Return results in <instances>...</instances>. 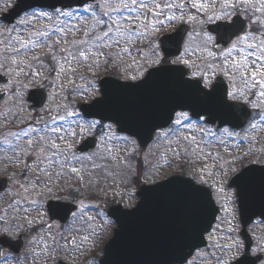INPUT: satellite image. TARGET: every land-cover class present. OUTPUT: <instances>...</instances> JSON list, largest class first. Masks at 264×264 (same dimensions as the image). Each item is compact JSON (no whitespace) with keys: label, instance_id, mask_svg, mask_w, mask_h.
I'll return each instance as SVG.
<instances>
[{"label":"snow or ice","instance_id":"6c2138e0","mask_svg":"<svg viewBox=\"0 0 264 264\" xmlns=\"http://www.w3.org/2000/svg\"><path fill=\"white\" fill-rule=\"evenodd\" d=\"M217 0H191V8L195 9V14L187 15L185 20V3L176 0H119L118 4H111L110 0H103L102 3L92 5L90 4L84 9L85 12L91 11L92 20L94 23L90 30L84 31V37L80 40L69 41V34L73 31H80L75 25L60 26V17H73V11H64L60 8H55L50 15L47 12H40V17H45L49 21H52L53 26L45 28L44 30L35 29L27 33L26 37H22L19 34L12 35L13 29L8 33L9 39L7 41H0L3 48L0 49V67L8 66L11 74L15 75L17 79L9 83L12 84V89L6 90L13 91V95L19 97L21 92L16 90L23 88V85L19 83L20 74L25 71H30L32 75L38 76L40 72L37 68H45L44 60L40 56H31L32 63L26 60V57L30 53L40 47L47 48L46 56L50 57L53 61V66L49 69L54 72L57 78L62 76H68L70 73H75L76 68L81 64L86 65L89 70L99 68L101 63H107L111 57V53L108 49H117L118 55L131 56V45L135 44L140 38H146L150 33L158 32L161 27L164 26L165 20L168 22L182 21L191 26L190 39L193 36L199 35L200 31H203L202 26L206 23L204 19H198L197 16L204 14L207 16V21H231L225 23L219 27L224 29V32H218L220 40L225 41V46L219 48V56L213 51L207 48L209 44L218 43L215 38L204 32L201 37L204 49L207 51L209 57H212L216 61H222L221 71L228 76L233 84H239V87H235L233 91L228 92V96L233 100H240L244 105H250L257 115L252 116V113L245 109V118L252 117L250 128L255 130L258 126L264 124V19H261L257 14H264V0H220L219 9L216 8ZM95 9H99L98 13ZM128 13L124 15L123 13ZM171 13L165 15V13ZM112 13H120L121 15L113 17ZM135 13V15H131ZM243 13L249 20L250 24L245 25L242 22H237ZM251 13L249 16L248 14ZM164 17L161 19L160 17ZM235 16V20L233 17ZM107 18V19H105ZM21 24L30 23V21H20ZM252 24L258 25L257 29L251 28ZM98 29V31H97ZM142 30V31H141ZM225 34L228 35V39L225 40ZM55 36V39H53ZM35 37V39H33ZM236 39L233 40L232 38ZM49 41H51L49 43ZM58 45H63L59 46ZM152 56L156 57L150 61L151 64H160L161 60L158 56L157 46L149 45ZM139 51V50H137ZM188 49L185 48V52ZM146 63L149 62L147 56L143 57ZM172 64H184L189 69L192 65L187 59L172 60ZM131 67V65H130ZM206 71L200 73H191L188 75L189 80H184L185 72L181 68H165L174 69L178 79L184 84L189 85L203 92L205 95H211V92L205 91L208 88L210 78L208 72L215 74L216 68L212 65H206ZM160 70V69H156ZM153 75V72H148L147 77L141 80L137 84H125L127 87L137 88L147 82V79ZM140 77H144V72H139ZM83 79V76L80 77ZM136 81L138 76L126 77ZM191 81H194L192 83ZM70 84H75V81L69 77ZM89 86H92L93 82H88ZM54 88H60L64 90L63 84H53ZM83 94L85 91L84 85H79ZM75 90V89H73ZM255 90V91H254ZM251 94L255 96V100L248 98ZM53 98H59L67 100L66 96L61 97L59 93L54 92ZM2 99V97H0ZM63 112L62 115H54V113ZM79 118V119H75ZM190 117L186 112L175 113V118L169 117V122L172 127H168L166 130H157L156 140L159 143L162 140L169 142V151L172 152L176 158H188L195 157L197 160H207L211 158L213 164L220 158L218 154H214L211 151L205 152V148L209 145L204 142V137L214 136L215 134L208 129L199 128L197 131L201 134L200 139L196 134H193L192 125L186 124ZM203 117H201V120ZM57 121L68 123L71 131L64 127V123L57 126ZM82 117L75 109L70 108L67 104H57L54 108L49 109L47 121L45 117H38L36 121L28 124L25 128L18 131H12L13 136L17 141L22 137L24 140L23 146L19 144L13 145L11 140L4 139L0 141L9 146L11 156L5 157V163L15 164L22 166L24 171L18 176L16 173H12L9 177L10 181L15 185L17 191L15 193H9L7 199L9 201L7 210H0V234L12 235L14 233V227L19 228L21 225L17 222L23 220L26 224L32 225L33 220L27 219L30 212H39L43 207V203L40 200V195L52 193V186L50 181L54 178L56 180L67 179L70 176H75L81 182L83 186L85 183V175L89 177L87 184L92 186L94 181L92 180V171L89 170L85 164L86 161H91V169H106V164H98L95 162L99 160H117L118 157L113 154L114 149L106 147L104 152L106 155H98L93 153L91 156H78L73 151L71 143H68L69 137H76L77 135H86L92 129L98 126L101 129L106 128L110 132L112 125H100L99 121H89L86 124L81 122ZM50 122V123H49ZM43 124V127H37V124ZM181 129H186L188 134H185ZM105 133L106 143L114 138V134L109 135ZM223 135L232 136L233 133L228 129H223ZM218 139L220 144H224V140ZM245 140H252L247 134L244 136ZM126 144H131V152L127 153L131 155L136 151V142L129 140L127 137H123ZM175 143V147L172 144ZM63 144V146H61ZM34 145H39V148L33 153ZM35 155V160L32 164H28L22 157H29ZM248 153H245V156ZM239 157L234 158L233 161H225L224 164H219L218 171L221 173H227L228 168ZM129 172H134L131 165H128L125 161H120ZM75 165H80L76 167ZM171 167V163H168ZM186 165H180L184 167ZM235 171V169H231ZM201 169V172H204ZM23 177L21 179L20 177ZM181 180L186 188L196 195L197 197H206L207 193L203 187H197L192 182V178L184 179L180 176L174 177L172 180ZM239 179V177H237ZM98 183V182H97ZM199 183L201 185H209V181L200 177ZM219 184L220 186H217ZM223 181H214L210 187L214 188L217 194H223L225 189L222 186ZM7 188V184H0V192ZM63 189H61L62 191ZM36 193L35 196L32 194ZM80 194L79 188H73L69 192V196H72L73 203L76 205L74 209H69L71 215V222L67 228L63 226H56L55 230L52 224H45L47 229V236H40L35 239L34 242L41 247L39 253L40 256L51 257L53 253H57L62 249L64 251L79 250L77 249V239L75 236L70 235L74 226L79 224V227L75 228L77 233H83L80 240V247L87 244L96 234L97 229H102L103 225H95V217L88 214L89 209L95 210L98 206L83 204L82 201H76L75 197ZM19 199H16V197ZM230 199V198H229ZM97 216L103 215L102 212L96 211ZM62 220H68V214L61 217ZM40 219H37L36 223H40ZM229 225L231 221L228 222ZM229 232L232 228L229 227ZM202 238V236H201ZM7 244L8 247L14 248L9 241H0V256L4 258V264H8V261L14 260L15 264H20L18 256H14L12 253L6 251L3 245ZM220 248L221 251L230 252L233 248L239 247V241H234L231 244H225L223 246L214 245ZM264 249V245H260ZM214 255V254H213ZM216 264H224L223 257H215ZM187 261V257L184 258Z\"/></svg>","mask_w":264,"mask_h":264},{"label":"rangeland","instance_id":"374dc122","mask_svg":"<svg viewBox=\"0 0 264 264\" xmlns=\"http://www.w3.org/2000/svg\"><path fill=\"white\" fill-rule=\"evenodd\" d=\"M13 2V0H0V12L6 10L7 7ZM83 17L86 19L85 21H71V23L66 22L65 25H75L80 31H73L69 34V41H72L74 38L80 40L84 37V31L90 30L94 21L92 20L91 11L85 12L84 10L81 12ZM61 19H65L66 17H60ZM72 20H77L74 15L71 17ZM21 21H30V23L19 24L15 31L12 32V35L19 34L22 37H26L28 32H31L35 29L44 30L45 28L52 27V21H49L45 17H40L38 15L30 14L23 18ZM61 26V25H60ZM13 28L7 27L0 23V41H7L9 39L8 33L12 31ZM98 31V29H97ZM35 39V37H33ZM55 39V36H53ZM51 41H49L50 43ZM63 46V45H58ZM3 48V45L0 44V49ZM47 48L40 47L30 53L26 60L29 63H32L31 56H40L41 59L44 60L45 68H37V71L40 72V75L34 76L30 71H25L20 74L19 82L23 85V87H43L46 88L49 93V100L47 103L46 109L54 108L57 104H67L70 108H76V102L78 100H90L95 94L100 95L99 89V80L102 77L106 76V63L102 62L99 68H94L89 70V68L81 64L79 66H74L76 68L75 73H70L68 76H62L61 78H57L56 74L49 69L53 66V61L50 57L46 56ZM2 59V56H0ZM110 61V58L108 59ZM108 61V63H109ZM83 76V79L80 77ZM69 77L75 81V84H70ZM17 79V77L15 76ZM92 81V86H89L88 82ZM63 84L64 90L60 88H54L53 84ZM84 85L85 91L81 94V89L77 86ZM75 89V90H73ZM57 92L61 97L66 96L67 100H62L59 98H53V93ZM45 109V111H46ZM37 112H31L27 107L22 109L21 104H15L10 102L5 105L2 111H0V129L5 133L1 137V140L8 139L11 140L13 145L19 144L23 146L24 140L26 138H21L17 141L13 136H11L12 131H18L19 129L25 128L28 124L33 123L35 115ZM58 115L64 114L63 112L57 113ZM189 116V115H188ZM79 119V118H75ZM89 121H97V120H83L81 122L87 123ZM191 121V122H190ZM64 123L57 121V126L59 124ZM100 125H108V123H101ZM186 124L192 125L193 134L197 135V138L200 139L201 134L197 131L199 128H205L213 132L214 136H206L204 137V142L209 146L204 150L205 152L211 151L214 154H218L220 157L215 164H213L211 158L205 160H197L195 157L188 158H176L173 156L172 152L169 151V142L167 140H162L157 143L156 136L155 140L149 145L146 150L140 149L138 144L136 143V151L131 155L127 153L131 152L132 145L126 144L123 140V137L116 136L115 128L112 125L110 132L106 128L101 129L99 126L95 129H92L86 135H77L76 137H69L68 143H71L73 151L75 145L80 143L85 137L92 135L96 131L100 135L101 144L99 150L96 152L98 155H106L104 149L106 147L113 148V154L118 157L117 160H99L96 159L95 162L98 164H106V169H91V161H86L85 164L88 166L89 170L92 171V180L94 183L92 186H88L87 181L89 177L85 175V183L82 186L81 182L76 179V177L70 176L67 179L56 180L55 178L50 181L52 186V193L49 195L44 193L40 195V200L43 203V207L39 212H30L27 219L33 220L34 223L32 225H28V229L35 228L37 232L38 239L40 236H47V229L44 227L48 220L47 209H46V199L50 197L51 199H61V200H72L73 197L66 195L63 197V192H69L73 188H79L80 194L75 197L76 201H82L83 204L88 205H96L98 206L95 210L89 209L88 214L95 217V225H103L102 229H97V234L87 242V244L80 247V240L82 238L83 233H77L75 231L76 227H79V224L74 226L73 231L70 235H73L77 239V250L72 251H64L63 249L57 253H53L51 257L40 256L39 253L41 251L42 246H38L35 242H32L28 247L30 253L26 254L24 258L20 260V264H58L59 259H63L67 261L69 264H81L82 262H88L87 264H99L98 259L102 257L103 246L107 241L108 237H111V228L114 226V222L107 217V209L110 206V203H119L124 207L131 208L138 201L136 197V192L138 187L134 184V176L136 174L137 169H139L138 165L140 164V175L138 177L139 183L143 184L146 182H154L160 181L168 176H171L176 173H181L184 175H191L197 179L203 176L204 179L209 181V185H211L214 181H223L222 186L225 187L224 181L226 177L230 174L231 169H236L238 164L240 163L239 159H236L234 163L231 164V167L228 168L227 173H221L218 171V165L224 164L225 161H233L234 158L239 157L245 153H248V157L250 154H259L264 158V124L258 126L257 129L253 130L250 128V123L248 126L239 132H234L228 129L229 132H232V136L223 135V130H216L212 127H209L205 124L204 120L192 122L191 119L185 122ZM2 127V128H1ZM64 127L71 131V128L68 123H64ZM185 134H188L186 129H181ZM108 132L109 135L114 134V138L111 141L106 143L105 133ZM248 135L252 138V140H245L244 136ZM129 140L135 141L134 139L127 137ZM224 140V144H220L218 139ZM136 142V141H135ZM7 145L4 144V147ZM63 146V144L61 145ZM175 143L172 144V147H175ZM39 148V145H34L33 153ZM143 153L141 155V153ZM2 153H4L2 151ZM1 153V154H2ZM91 156V155H87ZM25 159L28 164H32L35 160V155L29 157H22ZM140 159V163L137 161ZM127 162L128 165H131L134 172H129L127 167L120 163V161ZM136 161V162H135ZM242 161V160H241ZM171 163V167L168 166V163ZM180 165H186L184 167H180ZM76 167H80V165H75ZM18 172H23L24 169L22 166H17ZM201 169H204V172H201ZM23 179V177H22ZM98 182V183H97ZM139 186V185H138ZM217 186H220L217 184ZM61 189H63L61 191ZM68 189V190H66ZM215 190V189H214ZM216 192V191H215ZM33 196L36 193L32 194ZM95 199H93L91 196ZM219 200H225L228 197L226 190L223 194H217ZM222 198V199H221ZM96 211L102 212L103 215L97 216ZM37 219H40V223H36ZM229 221L231 224L229 225ZM19 223L22 227L26 224L23 220H18L15 223ZM229 227L232 228V231L229 232ZM55 228V227H54ZM15 232V231H14ZM212 245L210 249L207 251V255L203 257L206 262H210V264H216L215 257H223L224 264H228L229 261L234 259L238 253H236L233 249L228 251H221L220 248L215 247L214 245L219 244L221 246L225 244H231L234 241H237V236L235 234V220L232 218L230 213H225L220 221L218 222L215 230L211 234ZM214 254V255H213ZM96 256V257H95Z\"/></svg>","mask_w":264,"mask_h":264},{"label":"water","instance_id":"95a60500","mask_svg":"<svg viewBox=\"0 0 264 264\" xmlns=\"http://www.w3.org/2000/svg\"><path fill=\"white\" fill-rule=\"evenodd\" d=\"M31 4L57 6L58 3L52 5L48 0H35ZM21 6L17 5L10 12L11 20L20 13L19 10L23 8ZM182 38L180 35L177 53L182 47ZM156 71L165 77L171 76L172 81L154 82ZM149 72H153V75L137 88L125 86L134 83L103 79L102 97L81 108L87 116L114 121L120 131L136 136L142 146L152 141L154 128L158 130L169 126L170 115L173 119L178 110H188L194 118L207 116L208 123L219 122L220 127L230 125L241 128L246 124L248 118H245V112H240L241 106L228 100L227 88L221 81H217L212 89L205 90L211 92V95H205L181 82L174 69H152ZM153 84L163 86L152 89L150 85ZM30 99L37 107L46 102L47 96L44 91L35 90ZM94 141H86L79 151L94 149ZM258 169L264 170V167L246 166L231 180V185L239 189L241 218L246 224L258 212H249L252 194L245 189L251 186L264 189V172ZM174 177L177 176L143 186L138 192L140 200L133 209L115 206L109 210L118 226L114 237L105 247L102 264H183L186 262L185 257L188 259L196 248L204 245V235L211 230L218 214L212 194L203 187L207 196L197 197L181 180H172ZM74 208L68 203L53 202L50 212L52 217L61 218L66 214L69 217V209Z\"/></svg>","mask_w":264,"mask_h":264},{"label":"flooded vegetation","instance_id":"af4514ba","mask_svg":"<svg viewBox=\"0 0 264 264\" xmlns=\"http://www.w3.org/2000/svg\"><path fill=\"white\" fill-rule=\"evenodd\" d=\"M16 1V0H15ZM66 1V0H65ZM76 0H69L68 3H73ZM103 0H93L92 5L102 3ZM161 3H163V0H160ZM177 3L182 2V0H176ZM185 3V20H187V15L189 14H195V9L191 8V0H183ZM219 2L220 0H217L216 8L219 9ZM255 2V0H254ZM110 3L115 5L119 3V0H110ZM89 6V5H88ZM86 6V7H88ZM86 7H73V8H60L64 11H73V12H82ZM98 13L99 18V9H95ZM40 11L39 9H32L23 14L22 16L29 15L31 13ZM124 15H128V13H123ZM171 13L166 12L165 15H170ZM121 15L120 13H112V16L115 18L117 16ZM131 15H135V13H132ZM249 16L251 13L248 14ZM260 16L261 19H264V14H257ZM163 19L164 17H160ZM198 19H204L206 20V23L202 26L203 31L199 32V35L193 36L192 39H190L191 34V26L185 22L182 21H176V22H168L165 20V24L163 27L160 28L158 32L150 33L148 37L146 38H140L137 40V42L133 45H131V56L129 55H118L117 49L111 48L109 49V52L111 55V64H112V70L117 75H127L130 76H138V79L141 78L139 76V72H144V75L146 71L153 66H168V65H183L184 72L186 73V77H189L188 73H200L206 71V65H212L214 68H216L215 74L212 72H208V76L210 78V82L208 87H211L213 83L217 80V78L222 77L223 80L227 83L229 92L233 91L235 87H239V84H233L232 80L226 76L222 71V61H216L212 57H209L207 54V51L204 49V45L202 43L201 37H203L204 32H207L208 34L212 35L215 38V41L218 43L209 44L207 45V48L211 51H213L217 56H219V48H223L225 46V41L220 40L219 36L217 35L218 32H224V29L222 27H219L225 23H230L231 21H207V16L204 14H200L197 16ZM107 19V18H105ZM235 20V16L233 17ZM237 22H242L245 25L250 24V20L241 13V16ZM181 27H186V37L184 39V46L183 51L180 56H174L173 54L166 53L165 49H167L166 44L167 43H175L178 40L179 35V29ZM258 25L252 24L251 28L253 30L257 29ZM142 31V30H141ZM228 39V35L225 34V40ZM233 40L236 38L233 37ZM155 45L157 46V52L158 56L161 60L160 64H151L150 61L153 59H156V57L152 56L151 49L149 45ZM185 48L188 49L187 52H185ZM139 50V51H137ZM174 50V49H172ZM171 49L169 51L173 52ZM168 51V50H167ZM144 56H147L149 58V62L146 63L143 59ZM178 59H187L189 63L192 65L191 69H189L184 64H172V60H178ZM131 65V67H130ZM1 71V70H0ZM3 72V71H2ZM137 79V80H138ZM13 81L11 78L10 82ZM6 84L0 83V94L4 93V95L0 96L2 99H0V111L3 110L5 105L9 104L10 102H13L15 104L20 103L22 109L28 108L30 109V104L28 102V91L27 88H18L16 90H19L21 92V95L19 97H16L13 95V91L6 90L5 88ZM7 89H12V84H7ZM255 91V90H254ZM248 95V98L255 100V96L251 94ZM231 100H233L231 97H229ZM236 102L242 103L240 100H234ZM253 112L252 116H256L257 113L255 110L251 108L250 105H247ZM1 119V118H0ZM2 128V127H1ZM5 135V133L0 129V141L1 137ZM3 138V137H2ZM2 151L4 153H2ZM2 153V154H1ZM11 151L9 150V146L7 145L4 147L3 143H0V178H8L12 173H16V167L15 164L5 163V157L11 156ZM246 163H256L260 165H264V158L260 155L254 156L251 160L245 161ZM18 175V174H17ZM20 176V175H18ZM22 179V177H20ZM226 187L228 188L229 197H227L225 200H217L218 205L220 207V214L219 216H223L225 213H230L232 218L235 220V234L237 236V241H239V247L233 248V250L238 253L236 258L241 257L246 252V239L242 235V229L243 225L240 221V215H239V208H238V202H237V189L236 188H230L228 187V182L225 183ZM17 191L15 185L10 181L8 182V188L4 192L0 193V210H7V205L9 203L7 199V195L9 193H15ZM230 198V199H229ZM16 199H19L17 196ZM222 199V198H221ZM47 201L50 200V197L46 199ZM253 208L259 209L260 206L253 205ZM58 226V223H54V227L56 228ZM54 228V230H55ZM248 232L252 238V244L249 249V254L252 257H258L259 262L257 264H264V249L260 247V245H264V219L262 218H256L253 222H251L247 226ZM35 228L28 229V225L24 224L22 227L15 228L14 227V233L12 235H4L0 234V237L2 236H8L10 241H16L20 238L23 234H32V238L30 239V242L27 246L24 248L22 247L21 251L18 252L16 250V246L14 248L8 247L7 244L3 245V247L6 249L7 252L12 253L14 256H18L19 260L23 258L26 254L30 253L28 250V246L31 244L33 239L36 237L37 233L35 231ZM213 232V231H212ZM209 236V235H208ZM210 242V241H209ZM11 244V243H10ZM13 245V244H11ZM206 249V248H205ZM205 249H200L195 252L193 257L190 259L188 264H209L206 262L203 257L205 256ZM235 258V259H236ZM0 264H4V258L0 256ZM8 264H15L14 260L8 261ZM229 264H233V261H230Z\"/></svg>","mask_w":264,"mask_h":264}]
</instances>
